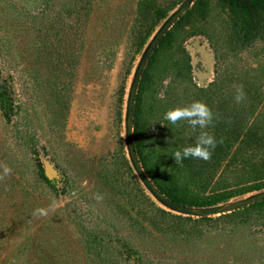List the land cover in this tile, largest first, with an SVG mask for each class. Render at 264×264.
Returning <instances> with one entry per match:
<instances>
[{
  "label": "rangeland",
  "instance_id": "1",
  "mask_svg": "<svg viewBox=\"0 0 264 264\" xmlns=\"http://www.w3.org/2000/svg\"><path fill=\"white\" fill-rule=\"evenodd\" d=\"M201 1L203 13L192 7L151 63L137 102L147 147L169 108L243 106L241 85L245 97L264 98V39L240 48L226 2ZM169 2L0 0V87L14 113L6 119L0 109V264H264V202L223 217L176 218L166 229L153 216L169 209L129 162L126 94L162 22L148 10ZM165 121L164 140L186 133V121ZM44 161L57 171L48 181ZM160 170L178 180L165 164Z\"/></svg>",
  "mask_w": 264,
  "mask_h": 264
},
{
  "label": "trees",
  "instance_id": "2",
  "mask_svg": "<svg viewBox=\"0 0 264 264\" xmlns=\"http://www.w3.org/2000/svg\"><path fill=\"white\" fill-rule=\"evenodd\" d=\"M180 1L170 0L163 8L154 6L148 10L149 13L152 12L153 14L151 18L153 17L157 23L163 21ZM224 1L226 2L229 16L238 19L234 32L235 40L240 48H248L257 40L264 39V0ZM192 7H197L201 14L204 11L202 1L194 0L191 6L163 34L146 61L136 90L132 128L134 147L140 164L156 187L168 198L180 204L205 206L242 197L247 193L264 189V98L259 94L246 96L245 105L231 109L222 103L216 111H213L208 106L213 112L214 119L212 124L203 129V131L212 134L217 140L212 157L208 161L190 157L185 159L182 165L175 163L172 154L176 150H182L183 147L195 143L202 130L199 128L192 130L187 123L186 133L183 137L170 141L164 140L165 114L158 115L157 122L164 125L159 130L155 138L156 141L151 146H146L139 136L137 102L143 94V88L145 85H149V81L152 78L151 63L155 61L156 52L159 48L165 50L171 46L173 41L172 29L188 17ZM151 34L149 33V36ZM186 66L188 68V64ZM213 84L212 82L210 85ZM210 88L196 87L198 91L202 92L208 91ZM0 109L6 119H10L14 115L10 97L5 93L3 87H0ZM161 164H165L168 169L176 171L178 180H174L167 175L166 171H161ZM41 175L48 181L45 175ZM184 178L187 179V182H182L181 179ZM205 188L208 189V192H204ZM262 202H264V199L230 212L216 215V217L230 215ZM156 210L157 216H153V223L157 225L162 223L166 229L172 227L173 220L176 218L203 220L212 217V215L199 217L182 215L160 207H157ZM179 228L183 227L180 226Z\"/></svg>",
  "mask_w": 264,
  "mask_h": 264
},
{
  "label": "water",
  "instance_id": "3",
  "mask_svg": "<svg viewBox=\"0 0 264 264\" xmlns=\"http://www.w3.org/2000/svg\"><path fill=\"white\" fill-rule=\"evenodd\" d=\"M193 1L194 0H181L180 3L167 15V17L153 32V34L145 44L142 52L140 53V56L133 70L126 94L123 116V131L125 149L129 162L143 187L151 194V196L157 202H159L167 209L183 215L199 217L205 215H219L222 213L230 212L255 201L264 199V189L255 191L240 198L227 200L213 205L189 206L185 204H180L168 198L163 192H161L156 187V185L145 173L136 154L133 140L132 115L136 90L140 76L146 64V61L153 48L156 46L157 42L160 40L163 34L171 27L175 20L193 3ZM44 174L48 179H53L57 176L56 169L48 161H44Z\"/></svg>",
  "mask_w": 264,
  "mask_h": 264
},
{
  "label": "clouds",
  "instance_id": "4",
  "mask_svg": "<svg viewBox=\"0 0 264 264\" xmlns=\"http://www.w3.org/2000/svg\"><path fill=\"white\" fill-rule=\"evenodd\" d=\"M245 99L243 86H237L235 100L237 103ZM164 119L172 125H177L180 121H186L192 130L201 129L195 143L183 147L182 150H176L172 156L176 164L182 165L187 158H194L203 161H208L212 157V152L217 145L215 137L203 131L212 124L214 115L212 110L202 101H192L185 106H175L169 108ZM222 143V141H220ZM4 176L11 173V169L7 166L3 169ZM3 179V176H0Z\"/></svg>",
  "mask_w": 264,
  "mask_h": 264
}]
</instances>
